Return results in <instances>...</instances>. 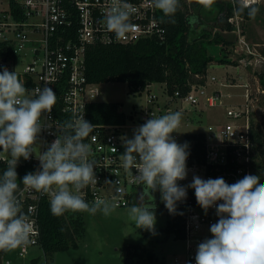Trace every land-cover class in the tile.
Segmentation results:
<instances>
[{"label": "clouds", "instance_id": "clouds-1", "mask_svg": "<svg viewBox=\"0 0 264 264\" xmlns=\"http://www.w3.org/2000/svg\"><path fill=\"white\" fill-rule=\"evenodd\" d=\"M159 10L161 23L175 24L181 0H148ZM205 11L216 0H194ZM136 8L128 0H110L107 11L99 21L124 39L138 28L132 22ZM233 12L254 19L260 7L254 0H234ZM57 103V95L49 87L27 89L16 71H0V152L5 153L6 169L0 173V251L11 252L34 243L33 222L23 210L20 194L35 191L49 198L50 211L60 217L66 212L100 213L110 216L118 207L116 200L84 198L83 190L97 184L96 161L86 139L94 131L83 115L73 116L56 127V138L40 151L36 158L39 168L27 173L18 182L17 164L35 153L38 138L47 127L46 114ZM182 113L168 112L151 116L133 131L132 138H123L125 151L120 155L123 169L133 174L137 185H143L138 202L127 208L128 219L137 229L154 232L156 224L152 193L159 191L160 199L170 214H177V203L194 189L197 204L207 214L215 207L218 220L211 224V238L198 243L195 264H264V183L260 176L247 174L233 184L224 178L202 179L181 186L178 181L188 175L186 161L188 144H179L172 133L180 127ZM106 184L116 186L111 181ZM23 185V189L21 188ZM118 195L123 190L116 187ZM221 202V203H218ZM181 215L183 213H180Z\"/></svg>", "mask_w": 264, "mask_h": 264}, {"label": "built area", "instance_id": "built-area-1", "mask_svg": "<svg viewBox=\"0 0 264 264\" xmlns=\"http://www.w3.org/2000/svg\"><path fill=\"white\" fill-rule=\"evenodd\" d=\"M6 2L4 4V0L0 1L3 4L0 7V41L13 46L14 56L0 57V71L7 68L9 72H14L18 61L25 56L23 52L32 50L35 59L26 65L20 79L29 90L46 84L57 95V103L52 112L46 114L47 127L38 138L35 153L28 160H19L18 164L29 165L35 172L39 168L36 155L56 138L58 124L73 116L83 115L86 121L95 125L86 142L93 150L90 159L96 161L94 171L97 177L96 185L83 190L84 198L90 202L99 196L116 200L118 206H128L133 201H138L143 185H137L134 179L136 170H132L134 175L126 172L120 161V155L125 151L123 138H130L125 131L129 117L124 124L92 123L88 119L87 106L97 101L94 96L99 94L98 86L101 83L89 82L87 79L86 48L98 43L132 44L142 39L165 42L167 29L160 22L159 10L150 7L148 0H128L136 8L132 22L138 28L126 38L117 40L99 22L107 11L110 0H14V11L11 8L12 0ZM204 77L208 79L206 74L196 75V78ZM211 80L216 81L217 78L211 76ZM206 85L207 81L193 82L186 95L176 91L174 95H170L171 100L175 98L198 104L200 98L197 93L206 94ZM221 95L219 90L207 95L205 105L216 106ZM249 96L247 93L246 100ZM154 99L156 96L150 95L149 100L155 101ZM167 109L169 112L168 106ZM120 110L123 111L121 108ZM250 111L247 102L228 105L225 111L226 121L210 123L207 130L199 132L202 134V159L195 161L193 158L197 142L192 140L186 161L188 175L185 180L178 181L181 186L190 184L196 175L202 179L222 177L228 184L235 183L247 174L254 175L255 150ZM8 159L0 152V161L7 162ZM117 180L119 184L116 186L105 183L111 181L114 184ZM116 187L123 190L122 196L117 194ZM21 188L23 189V185ZM20 199L24 212L33 222L34 243L18 248L19 255L25 256L29 247L41 246L40 207L44 201L49 202V198L35 191H23ZM178 204L185 215L183 239L187 242V251L184 257H175L174 261L195 264L198 243L211 238L210 226L218 220L216 209L212 207L205 214L197 204L194 189L191 188L187 190L186 199ZM1 264L12 262L10 259L3 260L2 254Z\"/></svg>", "mask_w": 264, "mask_h": 264}, {"label": "rangeland", "instance_id": "rangeland-1", "mask_svg": "<svg viewBox=\"0 0 264 264\" xmlns=\"http://www.w3.org/2000/svg\"><path fill=\"white\" fill-rule=\"evenodd\" d=\"M1 1V0H0ZM7 0H4L6 4ZM216 0L212 9L205 11L202 7L194 8L190 0H185L184 9L188 14L200 13L203 23L208 29L214 26L216 14H218V2ZM234 3V0H232ZM260 7V12L254 19H244L234 15L229 21L234 30L223 31L226 39L232 43L220 42L210 45L209 52L215 56V60L209 63L207 68L206 94L197 93L200 103L190 104L188 101L173 99L168 94L165 83L154 82L141 93L131 92L125 82H105L99 87V94L94 96L97 101L118 102L120 108L129 116L126 126V135L133 137V131L142 125L151 116H160L169 112L180 111L182 120L177 132L172 133L173 138L179 144L187 142L188 149L192 140L187 135L207 130L210 123L226 121L225 111L228 105L248 104L252 124H260L259 130L264 138V91L260 84L258 73L264 70V0H254ZM3 4L0 3V7ZM197 10V11H196ZM200 25V24H198ZM218 28H213L215 32ZM25 54L16 64L15 71L19 78L22 76L26 65L35 57L32 50ZM225 55L233 63H221L220 58ZM211 76L217 78L211 80ZM201 78H198L200 80ZM203 82V83H204ZM221 91L218 104L214 107L205 105L206 96L215 91ZM249 98L246 100V94ZM154 94L156 99L149 100ZM161 108V111H159ZM201 108H204L201 110ZM7 156L5 153H3ZM8 157V156H7ZM20 160H23L21 157ZM259 160V159H258ZM260 183H262L260 181ZM128 206H118L110 215L97 213L90 215L84 212L85 232L77 238L78 248H70L54 253L49 264H125L127 246L140 244L148 251H153L155 257L150 260L135 258L134 264H180L175 257H184L187 251V242L183 238H175L173 233H167L166 226L169 221L167 209L163 203L155 206L156 224L154 232L137 229L128 219ZM3 260L10 259L12 264H45L44 251L41 246H31L25 256L19 255V249L11 252H3Z\"/></svg>", "mask_w": 264, "mask_h": 264}, {"label": "trees", "instance_id": "trees-1", "mask_svg": "<svg viewBox=\"0 0 264 264\" xmlns=\"http://www.w3.org/2000/svg\"><path fill=\"white\" fill-rule=\"evenodd\" d=\"M182 7L176 14L175 24L164 23L167 29V40L160 43L154 39H142L132 44H92L86 48V76L89 82H125L129 85L131 92L143 91L148 85L158 82L165 83L169 95L180 91L186 95L193 82L203 83L204 80L196 78L207 73L210 62L215 60L209 52L210 45L220 42L232 43L226 39L223 31L234 30L229 21L235 14L232 0L218 2V14L215 24L208 29L203 23L200 13L188 14L185 9V0H181ZM11 8L15 10L14 0ZM196 8V7H194ZM197 9V8H196ZM197 11V10H196ZM159 15L162 14L159 11ZM244 19H251L246 14L239 15ZM200 24V25H198ZM213 28H218L215 32ZM264 56V49L262 50ZM14 56L13 46L7 42L0 41V57L10 58ZM221 63H229L225 55L220 58ZM235 63V62H230ZM258 78L264 90V70L258 73ZM88 119L92 123H114L124 124L128 115L120 110L118 102L94 101L87 106ZM260 124L251 125V136L254 143L255 162L254 175L260 176L264 183V138ZM187 137L195 140L193 158L201 160L202 134L191 133ZM259 159V160H258ZM7 167V162L0 161V173ZM18 182L33 167L17 164ZM22 186V185H21ZM163 203L160 199V203ZM164 204V203H163ZM166 226L167 233H173L175 238H183L185 215L177 203V214H170ZM180 213H183L182 215ZM84 212H66L63 216L56 217L51 214L50 204L47 201L41 203L40 207V245L44 251L45 264H49L50 257L58 252L70 248H78L77 238L85 232ZM152 260L155 257L153 251H148L145 246L133 244L127 246L125 264H134L135 258ZM2 251H0V264Z\"/></svg>", "mask_w": 264, "mask_h": 264}, {"label": "flooded vegetation", "instance_id": "flooded-vegetation-1", "mask_svg": "<svg viewBox=\"0 0 264 264\" xmlns=\"http://www.w3.org/2000/svg\"><path fill=\"white\" fill-rule=\"evenodd\" d=\"M190 2H191V4H192L193 7H196V8L198 7V5H196L194 3V0H190ZM152 196L154 197V199L151 201V203H155L157 201V199L159 198L158 196H160L159 191H156V192L152 193Z\"/></svg>", "mask_w": 264, "mask_h": 264}, {"label": "water", "instance_id": "water-1", "mask_svg": "<svg viewBox=\"0 0 264 264\" xmlns=\"http://www.w3.org/2000/svg\"><path fill=\"white\" fill-rule=\"evenodd\" d=\"M159 198L157 199V201L155 203H153L155 206L158 205L160 203V196H158Z\"/></svg>", "mask_w": 264, "mask_h": 264}]
</instances>
